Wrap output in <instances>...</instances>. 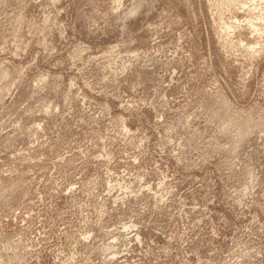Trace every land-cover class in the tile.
I'll use <instances>...</instances> for the list:
<instances>
[{"label":"rangeland","instance_id":"1","mask_svg":"<svg viewBox=\"0 0 264 264\" xmlns=\"http://www.w3.org/2000/svg\"><path fill=\"white\" fill-rule=\"evenodd\" d=\"M0 264H264V0H0Z\"/></svg>","mask_w":264,"mask_h":264}]
</instances>
